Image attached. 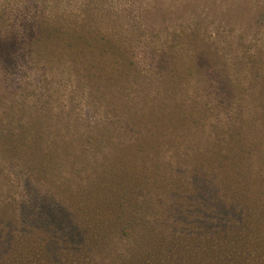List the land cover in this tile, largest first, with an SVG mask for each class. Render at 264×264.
Instances as JSON below:
<instances>
[{
	"label": "trees",
	"instance_id": "obj_1",
	"mask_svg": "<svg viewBox=\"0 0 264 264\" xmlns=\"http://www.w3.org/2000/svg\"><path fill=\"white\" fill-rule=\"evenodd\" d=\"M65 1L0 0V95L5 86L12 93L18 89L15 81L8 80L7 69L17 73L20 61L26 59L27 70L50 90L53 79L67 75L60 80L78 83L75 89L88 91L98 100L103 118L97 126L100 133L90 141L105 154L96 169L105 172L100 181L109 187L107 191L91 187L96 190L92 194L97 206L90 211L104 219L98 224L134 219L132 225H149L153 220L160 230L146 229L161 232L168 229L166 221L175 211L182 213L177 214L180 220L195 218V211L204 210L198 202L208 199L213 207L231 210L241 220L236 228L206 234L203 240L222 252L229 245L241 249L238 264H264V73L257 74L261 78L253 93L245 82L230 76L219 78L223 89L217 84V91L209 78L212 88L202 90L209 64L197 60L199 51L194 49L193 54L184 46L181 50L149 44L143 47L151 59L138 62L129 37L111 34L99 19L122 20L129 11L144 16L158 5L157 0L113 3L110 7L115 10L104 8L107 0H82L71 9L73 2ZM191 1L180 0L179 10L196 15L198 8ZM246 9L250 7L229 6L230 13ZM186 39L192 48L198 43L196 34L189 33ZM186 55L189 61H183ZM70 146L71 151L73 142ZM55 162L45 160L42 168L56 169ZM67 192L64 189L60 195ZM15 201L12 197L3 202L0 211L8 214ZM106 208L109 213L102 214ZM82 220L92 221L90 216ZM181 235L176 234L177 240L188 244L198 239ZM26 244L36 259L51 264L44 243L29 240ZM15 254L25 257L21 248Z\"/></svg>",
	"mask_w": 264,
	"mask_h": 264
},
{
	"label": "rangeland",
	"instance_id": "obj_2",
	"mask_svg": "<svg viewBox=\"0 0 264 264\" xmlns=\"http://www.w3.org/2000/svg\"><path fill=\"white\" fill-rule=\"evenodd\" d=\"M70 1V9L83 2ZM137 1L107 0L104 8ZM179 2L157 0L158 5L144 16L129 11L122 20L107 16L99 19L111 34L129 37V44L134 45V60L138 62L151 59L145 45H173L181 50L188 47L193 54L199 51V62L209 64L200 89L206 91L211 87V82L207 83L209 78L215 81V87L218 84L223 89L219 78L230 76L245 82L246 89L253 93V86L261 78L257 74L264 73V0H192L198 8L196 15L189 9L190 13L181 12ZM234 3L250 9L230 13L229 6ZM189 33L198 36L193 48L186 39ZM183 58L191 59L187 55ZM20 64L17 73L7 69L8 80L15 81L18 89L12 93L5 86L0 95V208L12 197L16 200L8 214L0 211V264H43V259H36L37 254L25 248L29 240L44 243L45 256L51 264H211L207 247H198L192 240L178 245L176 236L205 229L214 232L231 224V219L221 216L214 207L209 208L212 205L208 199L203 202L214 213L210 220L215 227L207 226L211 225L207 220L202 223V218L194 221L190 216L180 220L177 211L166 221L168 229L155 233L147 230L149 226L160 230L159 222L153 220L149 225H132L134 219L131 223L116 220L112 224H98L104 219L90 211L97 206L92 193L101 188L107 191L109 187L100 181L105 172L96 169L105 154L90 138L100 133L97 126L103 118L102 106L88 91L75 89L78 83L60 80L67 75L53 79L50 90L47 83L38 82L39 77L27 70L26 59ZM41 85L46 89H37ZM72 142L74 149L70 151ZM56 159V169L42 168L45 160L53 164ZM60 160L67 169L59 165ZM64 189L70 193H63L62 197L60 192ZM71 199L75 202L71 203ZM108 213L109 208L102 210V214ZM88 216L92 221L82 220ZM16 248H21L25 257L15 254Z\"/></svg>",
	"mask_w": 264,
	"mask_h": 264
},
{
	"label": "flooded vegetation",
	"instance_id": "obj_3",
	"mask_svg": "<svg viewBox=\"0 0 264 264\" xmlns=\"http://www.w3.org/2000/svg\"><path fill=\"white\" fill-rule=\"evenodd\" d=\"M198 204L200 206L204 207L203 208L204 210H201L200 212H199V210H197L198 214L200 213L199 217H197V215H196L197 212L195 211V213H196L195 214V218L193 217L192 219L194 221L195 220L196 221H200L201 218H202L203 219L202 223L207 220L211 224V225H207V226L215 227V226H213V222L210 220L212 218V216H214V213L211 212V211H208V209L212 208L213 206H211L209 208H206L204 206L205 203L203 201L198 202ZM211 205H213V203H211ZM214 209L216 210V212L221 214V216H224V217L232 220V222H231V224L229 226L228 225H223L220 230H217V231H214V232H222V231L226 232L229 229L236 228V225L241 220V219H238V215L235 214V212H232L231 210H228V211L224 210V209L220 210V209H217L215 207H214ZM177 214L182 215V213H180L179 211H178ZM190 231H193V230H190ZM182 234H184V233H182ZM194 234H192V235L194 237H198V239H193L192 240L193 244L198 246V247H203V245H204L205 247H207L209 249L210 252H209V255H207V257H209V259L212 261L211 264H233V261H235V264H238L239 261L236 260V258H239V254H237V252L240 253L241 249L240 250L237 249L238 250L237 251V250H234V246L229 245L228 246L229 250H225V252H222L221 250H219L220 248H217L215 246V244L211 243L209 240L204 241L203 237H201V236H204L206 234H213L212 231L210 232V231H207L205 229L202 232L196 231V233H194ZM196 235H198V236H196ZM177 243H178V245H181V244L184 243V241L180 242V241L177 240ZM241 247H242V245H241ZM242 252H244V251H242ZM161 261H164V259H161Z\"/></svg>",
	"mask_w": 264,
	"mask_h": 264
}]
</instances>
